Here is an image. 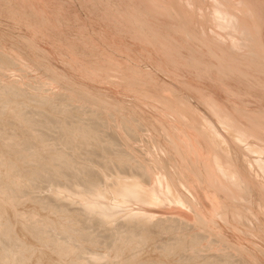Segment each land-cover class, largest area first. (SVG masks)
Wrapping results in <instances>:
<instances>
[{"label": "bare ground", "instance_id": "bare-ground-1", "mask_svg": "<svg viewBox=\"0 0 264 264\" xmlns=\"http://www.w3.org/2000/svg\"><path fill=\"white\" fill-rule=\"evenodd\" d=\"M42 1H47V0H17V4L15 5L17 7V9L19 10V12L21 11V13L22 12L29 13L32 16H34L36 14V16L39 17V19H37L38 21L33 26L34 33H37V34L39 33V35H40V32L42 31V29H44V28L46 30H49V31H55V30L58 29V26L56 24H54L53 20L50 17V14H48V12H47L48 15L46 14V16H44L45 15L44 13H43L44 15H41L39 13V10H40L39 6H40V3ZM128 1H129V3H128V5L126 3L127 7H125V8L122 7V6H120V8H119L118 7L119 5L115 3L116 6L117 5L118 6L115 8V10L114 9L113 10L116 11V14H117L116 19H117L118 22L120 21L121 17L124 18V13H123V12H125L124 9L129 12L130 16L138 15V13H139V16H141L140 12H143L144 15H146L147 18H148L149 25L152 26L153 28H155L157 33H158L159 29H161V30L164 29V31H163L164 33L168 30L167 33H169V34H170V31L171 32L173 31V33L171 35H173V37L177 38V41L179 42L180 46L182 45V47L183 46L187 47L188 48L187 49L188 53H190L191 56H194L193 57L194 59L196 58L197 61L200 62L199 66H198L199 69H202V67H203V68H207L209 71L211 70L210 72H213L214 77H216L217 81L215 80V78H214V81L212 80L213 76L212 77L210 76L212 79L206 80V79L210 78L209 75H212V73L211 74L209 73L208 75L204 74V75H206L205 77H204V75H202L203 78L206 81H208L207 84H205L206 82L202 84V82H204V81L201 80V77H200V80H198L199 76L196 77L197 74L195 75V73L198 71V67L197 66H195V68H197L196 70H195V68H193L194 71H196V72L192 71L193 69L190 72L188 69H186V67L183 68L181 65H179L178 62H177L178 60L173 56L175 59L174 58L171 59L172 62L171 61L170 62L172 64H170V62H169V64L171 65V69H172L171 72L173 74H175L177 72L176 75H181V76H182V74H184L187 77V80H185V78L183 80L187 81L186 82L187 85L192 90H194V92H198V93L201 94L202 90H204V87H206L207 90L206 89L205 90L209 91L210 94L219 95L221 92H223L222 94H224V95L226 94V97H225L226 99L220 98V99H222L224 101L227 100L228 98H230V100L231 99L235 100L233 102H236V103L238 102L241 105H245L246 103H249V104L250 103L251 104L254 103V104H252L253 106L255 104L257 106H259V109L257 107V109H258L257 111H260L261 109L264 110V0H237L236 2L240 3V4H237V5H235V3L232 2L231 0H214L212 2V4H211L209 12L205 15L204 19L203 18L202 19L199 18L198 17L199 14L196 13L198 11V8H202V10H204V7L202 6L201 0H191L193 3H196L198 5V8L197 7L196 8L193 7L195 9L193 11L190 10V7L189 8L186 7V5L184 3H183L184 5H183L180 2V0H167V3L166 2L165 3H161L160 0H157V2H155L154 0H128ZM163 1H165V0H163ZM21 3L24 4V7L22 6ZM103 3H105V2H103ZM111 3H112V1H111ZM107 4L108 3H106V5ZM101 6H103V5H101ZM205 6H206V3H205ZM105 7H103L102 9H104ZM141 7H142V10H141ZM108 8H107V10H108ZM110 9H112V8L110 7ZM114 11H113V13H115ZM238 11H240V12H238ZM24 13H22V14H24ZM109 13H111V12H109ZM104 15H106V14H104ZM107 16H108V18L112 17V16H109V15H107ZM111 20L113 21V23L115 22L112 18H111ZM118 22L116 24L115 23L114 24L115 25L120 24ZM211 23H214L216 27L218 26L219 28L228 31V33L231 34L232 37H231V39L229 38L230 40H229V42L227 44L223 43L219 39H216L214 36H212L209 33L208 28H209ZM30 28H32V27H30ZM161 30L159 32H161ZM215 34H217L218 36H220V35L223 36L218 31L215 32ZM166 36H167V34H166ZM163 37H165V36H163ZM176 38H174V39H176ZM134 39L140 41L144 45L148 44L147 46H152L148 42V40L144 41L145 39L141 35L140 36H135ZM169 40L171 41L173 39H169ZM179 44H178V46H179ZM140 47H142V46H140ZM144 47H146V46H144ZM40 50L42 51V53H44L43 55H45V58H43V59H48V60H50V62H52L51 58L49 57V54L47 55V51L44 50L43 48H40L39 51ZM147 52H150V51H147ZM101 53H102V51L100 52V54ZM198 53L199 54H203V57H200L198 55ZM11 54H12V52H11ZM16 54H12V55H16ZM76 57H77V55H76ZM78 57L81 60V57L80 56H78ZM205 57L208 60L212 59V62H206V61H208L207 59H206V61L205 60L202 61L201 59L202 58L205 59ZM208 57H210L211 59H209ZM48 60H45V61H48ZM13 61L14 60L13 59H9V57L7 55L5 56V54H3V52H0V62L3 63V65L1 64L3 67H6V65L8 66V64H11V66H12V64H13L14 69H12V70H15L16 66H14V65H16L15 64L16 60L14 62ZM30 62H34V61H30ZM46 63H48V62H46ZM46 63H45V65H46ZM104 63L105 64H113V61L110 58L108 60H104ZM114 63H116V62H114ZM4 64H6V65H4ZM69 64H71V63H69ZM195 64H196V62L194 63V65ZM50 65H51V63H50ZM11 66L9 65L7 67V69L10 68ZM35 66H37V65H35ZM51 67H53V65ZM51 67H49V68L51 69ZM0 68H1V66H0ZM16 69H17V67H16ZM37 69H38V66H37ZM114 69H116V68H114ZM117 69H119V68H117ZM167 69H170V68H167ZM51 70H54V69H51ZM89 70L90 69H88V71ZM170 70H168V71H170ZM20 71H21V69H20ZM83 71H84V69H83ZM110 71L111 70H109V72ZM199 71H201V70H199ZM17 72H19V68H18ZM24 72H26V70ZM52 72L55 73V71H52ZM2 74H3V71H2ZM60 75H61V73H60ZM24 76L25 75H23L22 77H24ZM125 76H128V75H125ZM169 77L171 78L172 76H169ZM3 78H7V76L3 77ZM16 78H17V76H16ZM24 78H26V77H24ZM36 78H38V77H36ZM54 78H55V76H54ZM65 78L67 79V81L69 80L68 81L69 83L73 84L74 89L76 91H80L79 89H81L83 87L82 86L83 83L75 82V81H73L72 78H69L67 76H65ZM81 78H80V81H82ZM17 79H19V78H17ZM62 79H64V78H62ZM6 80H4V82ZM76 80H78V79H76ZM16 81L17 80H15L14 82H16ZM209 81H211L212 83L210 84ZM31 82H32V80H31ZM7 83H9V84L5 85V83H4V85H2L3 87L0 88V91H1V93H0V135H1L0 143H2V144L5 143L4 145H7V144L10 143L8 146H4V145L0 144L1 145L0 147H3V149H4V150H2L3 154L2 155L0 154L1 155L0 156L1 157L0 158V166L2 167L1 168L2 171L0 172V177H2L3 180L6 179L5 182H9V183H5V185H2V184L0 185V222H4L3 224H6L5 227L1 226L2 223L0 224V264H79L80 261L78 262L79 259H77V258H80V257L76 258L75 257L76 255L74 256V254H73L72 257H69V256H71V252H73L72 251L73 249L71 248V246L69 244L72 241L73 242L81 241V247L78 246L80 243L79 244L77 243L78 245L76 244L78 247L82 248L81 251H83V252H80V253H84V251L88 249L89 250L88 252H90V255L88 254V257L89 256L92 257V255H93L94 259L93 260L91 258H89V259H91L94 264L96 262L95 259L99 260L101 262L100 257H101V255L103 256V254L105 252H103V253H102V251L98 252L99 249H97V251H96L95 248H96L97 244H101L102 242L104 243V241L101 242V240L99 238L101 236V235L99 236V233H102V232H101V230H100V232L97 231V235H98V238H97L95 236L94 237L91 236L92 233L89 234L87 232V231H89V229L88 230L86 229L87 231H85V229L81 228L83 225L80 227V222L84 220V224H85V222H86L85 220L86 219L92 220L94 222H97V223L103 224V225L105 223H107V222H110L111 223L110 225H113L112 223L115 222L114 223L115 226H114L113 229L114 230L118 229V235L119 236L118 235L116 236L113 233H111L112 229H111V231L109 230L110 228L108 229L110 231L111 236L114 235V237L115 236L118 237L117 240H113L111 242V245H110L111 248H108V249H110V250L113 249V255L114 256L117 255L116 259L118 258V255H119V257H120V255H122V257L124 259H122V260L120 259L121 262L123 260H125V261H128V262L131 263L134 260H136V261H134V263H135V262H138L140 258H142V256H140V253L144 254L143 253L144 251H150V253H151V251H153V250H156V251L158 250L161 253V257H160L159 253H158L159 257H149L148 256L149 257V258L147 257L148 259L144 260V262H142L143 260H141L140 261L141 263L139 262V264H255L254 263L255 261H253L254 259L252 261H250L249 259L247 260L246 258H244V256H243L244 253L240 252V247H243V246L238 244V243L237 244L236 243L233 244L231 241H227L228 237L226 239L223 238V239H225L226 242H228V243H225L224 245L225 246H226V244H228L227 246H229V244L232 245V246H230V248L233 247V249L238 253V255H237L238 257L237 258L234 259L232 256L225 255L224 253H223L224 255H222L223 257H217V256L214 257V258L210 257V255L212 253V249H214L213 247H211L212 249H210L211 253H210V250H209V252L207 251L208 253H210V255L208 254L209 257L208 256H204V255L202 256V253H204V251L203 252L201 251V253H199V251L202 249V247H203V249L205 248L204 250H206V248L209 247V246H207V244H206L207 247H204L205 245L202 246L204 244V242H203L204 239H207V234H205L206 233L205 231H204L205 233H203V232H198L197 234L194 233L195 235H192V236L191 235L187 236V234L183 232V234H186V235H183L182 233H180V236L178 238H176V236H177L176 231H178L179 229L181 230V228H178L181 225L179 224V226H176L175 224L174 225H167L166 224L169 219H173L171 221L172 222L174 221V223H175V221L181 223V221L184 220V223H181L182 225L183 224L187 225L188 222L194 221L193 224H192V222L190 224L191 226L192 225L194 226L195 221H196L197 223L200 224L202 229H206L207 231H209V230H213V228L210 225V222L214 221L213 217H216V216H218V217L220 216L222 218V220H225L227 223L230 222L229 224H231V223H232V225L235 224V225H233V227L234 226L236 227V223H238V222L240 223V221H242L241 218L243 217V215L241 217L239 216L241 214L238 215L240 210L236 211V213L238 212L237 214L235 213V210L238 208V207L236 208L235 206H239L240 204L237 205V203L240 200H242L240 197L246 196V195H242L241 193H239L240 191L243 192V189L241 187H240L241 188L240 189L238 187V185H237V187L236 186H234V187L232 186L234 189L232 188L231 191L233 190V191L237 192L238 194L242 195V196H238V198L240 200L237 199L235 201V200L231 199L232 196H229V195L233 194L232 193L233 191L231 192V194H229V195L227 194L226 196L222 194V193L225 194V191H226V189H228L227 187L229 186L228 184L231 182L230 181L231 179L229 180L230 182L228 184H225V182H224L225 181L224 180V177H225L224 173L222 171L220 172V171L216 170L217 169L216 162L213 160V157L211 158V156L213 154L215 155V152H213V148H214L215 145H213L210 148L211 144H207V142L204 139V136L202 135L204 131L202 132V134L200 133L202 135V137H203L202 138L200 136V134L198 133V131L200 132L202 130H198L196 128H193V126L192 127L186 126L187 124H185L184 128H185V130L187 132L186 135L188 137V143H186L185 145H180V146L179 145H175V146L174 145H169V146L166 145L168 147V148H166L167 151L165 152V154L167 156L166 159H161L160 160L161 156H160V154H158L159 155V157H158L159 160H156V158H157V156H156L155 161H154L155 164H154V162L152 164H149V163H147L144 160L145 157H142L141 154H139L140 151H142L140 146L137 147V148H140V151L139 152L135 151L136 149L135 150L133 149V147H132L133 145H131L132 143H129L128 141H130V138L132 140L133 136L136 135V132L139 130V129H136V128H139L141 126V124L145 125V122L147 120H151L153 122V124H151L149 126V128H151V130L150 129L149 130L150 131H152V130L155 131L156 127H158V126H155V123L157 121V120L155 121V119H158L159 117L164 116L166 114V112L158 114V116L155 117V116H153L151 114L150 115H146V113L143 112L142 108L140 110L141 113H139V114H136L135 112H133L131 110H128L126 112V113H128L126 115V118L124 117L125 120H123L121 118L122 121H120V122L118 121L119 124L121 122L124 123V124H120V125H124V129L126 127H128V126H131V125L133 126V127L132 126L128 127V128H130V129H128V131L131 130V133L128 132V136H129L128 138L126 137V138H123V140H122L123 136L121 137V136L118 135L119 138L121 137L120 140H122V142L124 141V143H125V145L122 147L123 148L122 149L118 145L119 144L118 143V141H119L118 138L116 136H114L116 134V132H115V134H112V132H109L112 135H111V137L109 136L110 134L108 135V140L107 139L104 140L105 137L102 140V137L104 136L103 134L106 133V136H107L108 132H106V131L104 132L103 131L104 133H102V135H103L102 137H101V134H99L100 133L99 132L100 131L99 130L100 122H101V128H103L105 126L104 124L106 123V121H108L107 117L100 118V119L97 117L98 121L96 120L95 123H93V124H90L91 122L90 123L88 122L89 125H87L88 123L86 124V122H85L87 127L86 126L85 127L81 126V124H84L83 122L80 125L69 127V125L67 123L69 119L68 120L64 119V117H65L64 110L65 109H63V107L62 108H57L55 106V103H53V102L52 103L50 102V104H49V100L45 101V99H47L46 97H45L44 100H39L38 99L39 101H41V103L40 102L37 103L38 106H36L37 104H33V105L36 106V107H41L43 109L37 108L38 110L36 109L37 110L36 111V110H34L36 107H32L33 109L32 108L31 109L33 110V113L37 112L38 114H40L41 117H42V115H45L46 116L45 118H47L49 120V123H51V125L52 124L54 125L52 127L56 126L57 128H59V129H57L55 127L56 130H58V131L61 129L60 132H59L60 134L64 130V134L62 133L63 136L61 134V135H58L57 137H59V136L61 137L62 136L61 138H63L64 145L66 144L67 148H68V146L70 147L71 143L74 144V141L80 136L79 138L82 139L81 140V144H83L82 146H83L84 149L89 147V146H91V144H92L93 146L95 145L92 148H94V150L98 151L100 149H96L97 148L96 145H98V148H99V145H101L100 146V147H102L101 150L102 149L104 150V151L100 150L101 153L102 152L106 153V155L104 154L105 155L104 158L105 157L112 158V160H109V159H107V160H109L111 162L113 161V163H114L113 165L115 166V169H116V173H115L116 174V177H115L116 181L112 182V184L110 186L112 188V190H111L112 193L115 195V197H113L114 198L113 201L115 200L116 203H114V202L113 203H109L110 201L108 199L107 200L109 202H107V201L104 202L103 198H104V196L107 197V195H104L106 193V191H104L103 187H105L107 189H108V187L105 186L106 185L105 184L106 180L104 181V176L102 177V175H101L102 174L101 172L103 170L100 171L101 169H99V170L96 171L94 166L91 167L87 163H82V162H84L83 159H85V158H83V159L81 158L82 162L80 160L79 161L77 160V161L73 162V161H71L72 157H70L72 155H69L67 152L66 153L63 152L66 149H64V150L62 149L63 151L55 152V150H54L55 148H53L54 151L52 150L54 153H50V151H49L50 155L46 156V154H47V152H48V150L50 148V144H46V145H49V147L47 146L48 147L47 152L43 153L45 155V157L43 156L44 160L43 161L40 160L41 161L40 163H36L37 161H36L35 157H36V154H37V158H39L40 156L38 157V155H41V154H38V153L34 154L33 151H32L33 152L32 155L34 157L31 156L30 154H25L26 155V156L24 155L25 158H23L24 156H22V154H21L22 152L19 151V152H21L19 154L21 155V157L23 159L22 158L17 159V158H15L16 156L14 157V156H11L9 154L10 152H9V148L8 147L10 145H12L11 142H10V139H11L10 136L12 134H14V133L10 134L11 131H8L10 129H8L7 127H11V125H12L14 130H15V127H16V129H19L20 128V124H21V123H17L18 120H15V119H18L20 117V121L23 120L25 122V125L23 124L24 122L22 123L23 126H27L28 128L30 126V128L32 127L34 130H36V128H37V131H38V132H36L37 134H35L34 131H32V132H34L35 136L36 135L39 136L38 138H40V140H37V141H39V143H36V144H38L40 146L37 145L36 147H40V148H37V149H42V152H43V150L45 148L44 144L46 143V142H43V141H45V139H47V138L44 139V134H48L49 131H50V128H52V127H50L51 125L46 124V123H43V124L39 123L33 117H29L27 115L24 116V118L21 119V114L23 113L25 115V112H26L25 110H24L25 112H23L22 109L24 107L29 106L30 104L36 103L38 101H36L37 100L36 98H35L36 100L32 99L34 97H30L29 98V96H27L26 94L25 95L22 94V91H24L26 88L24 87V90L21 88L22 91H20L21 89L16 88V84L18 83V81H17L16 84L14 83L15 86L12 83H10V82H7ZM27 83L29 84V82H27ZM44 83H46V82H44ZM53 83H55V82H53ZM121 83L119 82V85L117 84L116 86L121 87L122 86ZM163 83H164L165 87L163 86V90L161 92H162L163 97H167V96L170 95L169 93H172V92L168 91L169 89L172 88V85H170L169 83H165V82H163ZM222 83H224V85ZM32 84H30L31 87H33ZM41 84H42V82H41ZM50 84H52V83L50 82ZM56 85H57V83H56ZM168 85L170 86V88H169ZM175 85H176V87L178 86L177 84L174 83V87H175ZM187 85H186V87H187ZM73 86L71 87L72 89H73ZM138 86L141 88L140 85H138ZM183 86H185V85H183ZM225 86L229 87V89L228 88L226 89ZM0 87H1V84H0ZM17 87H19V86H17ZM27 87H30V86L28 85ZM178 88H179V86H178ZM43 89H45V88L43 87ZM43 89H41V90H43ZM72 89H70V90H72ZM143 89H145V88H142V90ZM35 90H36V88H35ZM66 90H69V89H66ZM75 90H73V91H75ZM81 90H83V89H81ZM145 90L147 91V89H145ZM192 90H191V92H192ZM216 91H220V93L216 92ZM27 92H29V90ZM36 92H38V91L36 90ZM54 92H52V93L54 94ZM84 92H86V91H84ZM235 92H236V94L238 93V95H236ZM30 93L32 94V92H30ZM42 93L40 95L43 96ZM79 93L81 94L82 92H79ZM107 93H108V91H107ZM33 94H35V93H33ZM38 94H39V92H38ZM45 94H47V93H45ZM172 94H171L170 97H172ZM200 94H197V95L200 96ZM61 95L62 94H60V96ZM70 95H72L75 100H77V98H78V100L80 99V97L77 94L72 93V91L70 92ZM216 95H214V96H216ZM224 95L223 96L221 95V96L224 97ZM42 96L41 97L39 96L40 99L42 98ZM65 96H68V95H64V97ZM61 97H63V96H61ZM37 98H38V96H37ZM53 99H55V98H52V100ZM64 99H62V100H64ZM116 99L115 100L111 99V102L113 101V103L117 104V105L114 104L115 106L119 105V108L122 107L121 108V110H122L124 108L122 106L123 101L118 100L119 98H116ZM138 99H137V102H138ZM167 99L170 100L169 97ZM216 99L220 100L218 98H216ZM34 101H36V102H34ZM139 101H140V99H139ZM221 101H219V102H221ZM224 101H222V104L224 103ZM55 102H56V99H55ZM105 102H107V101H105ZM227 102H231V101L228 100L224 104H226ZM139 103H141V102H139ZM213 103H215V102L213 101ZM213 103H212V105H213ZM231 104H233V103H231ZM237 104L234 103V106L228 104V106L230 105V108H227L228 112H229V110H231V112H233V113H234V111H236L237 113L239 112L238 115H240V112H242L243 113L242 116H243L244 120L246 118H248V117L251 118L250 115L248 117L246 116L248 114L247 113L248 111L245 108L246 105L242 106V108H241V107H238L239 105L235 106ZM249 104L247 106H249ZM251 104H250V106H251ZM256 105H255V107H256ZM218 106H219V104H218ZM75 107H77V106H75ZM110 107H114V106L113 105L111 106V104H110ZM141 107H142V105H141ZM144 107H143V109H146V107L145 108ZM78 108H79V106H78ZM29 109H27V110H29ZM69 109L72 110V107H70ZM75 109H76V112H77V108H74L73 110H75ZM124 110H125V108H124ZM78 111H79V109H78ZM146 112H147V110H146ZM236 112L234 113V115H232V114H231L232 116L230 115L231 116L230 119H233L232 117H234V116L239 117L238 115H235ZM260 112L259 113H256V112L255 113H249V114H252L253 117L256 115V117H257L258 116L257 114H259V115L263 114V112L262 113H260ZM113 113L108 112V114L106 116L110 115L109 117L111 118V116L114 115ZM149 113L150 112H147V114H149ZM66 114H68V113H66ZM3 115L6 116V117H4ZM35 115H37V114L35 113ZM74 115L75 114H73V116ZM100 115L101 116H99V117H102L101 113H100ZM40 116L38 115L36 117L38 118ZM262 116H263V120H264V115H261V117L258 116L259 119H257V121H259V120L261 121L262 120L261 119ZM76 117H78L79 120L78 119L76 120L75 117H72V118H74L76 122H79L81 116L79 114H77ZM114 117H113V119H115ZM67 118H69V117H67ZM72 118H71V120H72ZM243 118L241 117V119H243ZM255 118L254 119L251 118L252 120H254V122L253 121H249L250 122L249 124L246 122V120H247L246 119L245 120V122H246V124H245L246 126L245 127L248 128L247 124L248 125L251 124L253 126H255L257 124V126H259L260 128H262V130H264V121L262 120L263 122L259 121L258 123H256L257 121H255ZM42 119H43V117H42ZM47 119H46V121H48ZM83 119L84 118H82L81 120L83 121ZM71 120H69V122H72ZM90 120H88V121H90ZM92 120H95V119L93 118ZM234 120H235V117H234ZM244 120L242 122L243 124H244ZM112 121L113 120H111V122ZM210 121L214 122L213 119L212 120L210 119ZM237 121L240 122L239 120H237ZM92 122H94V121H92ZM251 122L255 123V125L252 124ZM102 123H103V125H102ZM107 123H106V125H109ZM214 123H216V122H214ZM115 124L116 123H115V120H114L113 121V125H115ZM134 124L136 125V127H135ZM178 124H179V126H182V127L184 125L182 123L180 124L179 121H178ZM8 125H10V126H8ZM17 125L19 126V128H17ZM120 125L115 126V127H119ZM192 125H194V124L192 123ZM251 125L249 126L250 131L252 130V132L253 131L257 132V129L259 127L256 129L257 126H255V127H253L254 128L253 129ZM38 126H41V127L38 128ZM110 126L112 127V125H110ZM137 126H139V127H137ZM214 126L218 130L219 126H217V124H214ZM27 127L25 129H27ZM107 128H109V127H107ZM107 128L105 127L104 130H106ZM119 128H118V130H119ZM22 129L23 128H22V125H21V129L20 130H22ZM29 129L27 131H29ZM33 129H30V132H27V136L28 137L30 135L28 133H31V130H33ZM199 129H201V128H199ZM205 129L207 130V128H205ZM11 130H13V129H11ZM262 130L260 129L258 131V133H259V134L257 133L258 136L260 135ZM22 131L26 132V130H24V129ZM79 131H80V133H79ZM115 131H117V130H115ZM120 131H119L118 134H121ZM219 131L222 132V130L220 128H219ZM51 133L53 134V132H51ZM123 133L121 135H124ZM126 134H127V132H125V135ZM138 134L139 133H137V135ZM222 134L226 135L224 133H222ZM222 134H221V136H222ZM243 134L246 135L244 132H243ZM8 135H10L9 136V140L7 138ZM34 135H32V136H34ZM125 135H124V137H125ZM254 135H256V134H254ZM262 135L264 136V134H261V136ZM12 136H14V135H12ZM32 136H31V139L35 138V136L33 138H32ZM55 136L53 134L54 138H55ZM144 136H146V135H144ZM162 136L157 131H155L154 142H152V143H154V144L156 143L157 146H160L163 142L165 143L164 137H162ZM45 137H47V135ZM223 137L224 136H222V138ZM5 138H7V140H6L7 142L4 140ZM25 138H27V137H25ZM29 138H28V140H29ZM61 138L60 139L58 138L59 139L58 142H60V143L62 141ZM136 138H137V136H136ZM147 138H150V137L147 136ZM205 138H206V140L208 139L207 137H205ZM31 139L29 141L27 139H25V140L21 141V143L23 145L24 144L26 145L28 143L27 145L30 144L29 147H33V144H35V140L36 139L35 140L33 139L34 143H32ZM51 139H52V137H51ZM138 139H139V137H138ZM152 139H153V137H151V140ZM229 139L230 138H228V141H227V138H226V141H227V142H225L226 145H221V150L223 152H225L226 154H229V152L231 153V155H232L231 158L233 157L232 159H234V160H232V159H229V160H231V162L233 161L234 164L237 166L238 169H236V170L237 171L239 170V172H240L239 174L240 175L242 174V176L244 175L246 177V179H244V180H246L245 181L246 188L250 187L252 190H254L252 192V194H254L255 196H258L259 199H261V201L264 202V195H263L264 192H262V190H261V189H263L262 187H263V184H264V180L263 179L260 180L261 178L258 180L255 177L254 174H250L251 173L250 170L252 168L250 167V170H249V168H248L249 165H247V162L244 161V159L240 158L242 155H240L239 153L240 152H242V153L246 152V150L244 148L245 146L241 145L242 143L240 141L236 140V139H232V140L231 139L229 140ZM145 140H146V138H145ZM224 140H225V138H224ZM40 141H42V142H40ZM56 141H54V142L58 143ZM105 141L110 142V145H107L105 143ZM141 141H142V139H141ZM141 141H140V143H141ZM133 142H134V139H133ZM248 142L250 143L249 140H248ZM252 142L253 141H251V143ZM50 143L52 144L51 141H50ZM18 144H19V142L17 141V142L14 143V146L16 147ZM41 145H43L44 147L42 146V148H41ZM54 145H57V144H54ZM19 146H21V144ZM60 146H59V148L61 149ZM65 146H63V144H62V148L65 147ZM115 146H117V147L114 149L113 147H115ZM136 146H138V144ZM142 146H145V145H142ZM4 147H7V149L4 148ZM36 147H34L35 150H36ZM51 147H53V144H52ZM178 147H180V150H179V152H177V154H178L177 155L175 153V151H177V149H179ZM258 147H259V145H258ZM59 148L57 150H59ZM148 148H150V147H148ZM148 148H147L146 151H149ZM252 148H254V147H252ZM5 149L7 151H5ZM16 149H18V146L16 147ZM144 149H146V146H145ZM235 149H237V150H235ZM11 150H13V147H12ZM14 151H15V149H14ZM14 151H11V152L13 153ZM37 151L41 152V150H37ZM37 151H35V152H37ZM69 151L72 152V150H69ZM110 151H112V152L109 154ZM214 151H215V149H214ZM0 152H1V150H0ZM15 152L17 154V151H15ZM174 153H175V156L173 155ZM218 153H220V152H218ZM218 153H216V154L218 155ZM247 153H248L247 155H249V153H251V151H249ZM142 154H144V153L142 152ZM102 155L103 154H101V156ZM153 156H155V155L153 154ZM153 156H152V159H153ZM221 156L222 155H220V157L218 156V158H221ZM102 157H101V159H102ZM252 157L255 158V156H252ZM262 157L264 158V156H262ZM32 158H35V161H36V162H34L35 165H36L35 167L33 166L34 164L31 165L33 163V160H34L33 159L31 161ZM78 158L80 159V157H78ZM162 158H164V156ZM216 158H217V156H216ZM263 158H261V159H263ZM73 159H74V157H73ZM92 159H91V161L95 160V158H94V160H92ZM257 159H255V160H257ZM95 161L93 163H95ZM151 161H150V163H151ZM88 162H90V161H88ZM99 162H100V160H99ZM161 162L164 163V164H167V165L169 164V166L166 167V165L165 166L162 165L163 166L162 167L160 165ZM251 163H252V161H251ZM97 164L99 165L101 163H97ZM157 164L160 165L159 166L160 168H164V170H165V171L163 170L164 172L161 171L162 172L161 173L160 169H159V171L157 169L158 174H159V182H161L163 184V189L162 190H160L158 185L155 184L156 183V177H155L154 174L151 173V171L153 170L151 168L154 165H157ZM93 165H95V164H93ZM235 165H233V167ZM253 165H255V164H253ZM31 166H33V168H31ZM257 166H258V163H257ZM95 167L97 169L96 165H95ZM101 167H103V169L105 168V170H106V169H110L111 165H110V163H107V161H106L103 164V166H101ZM223 167H220V168L224 169ZM228 167H230V166H228ZM98 168H100V167H98ZM157 168H158V166H157ZM65 169H67L68 171H66ZM226 169H227V167H226ZM105 170L103 172L106 174ZM111 170L112 169H110V171ZM193 170H196V174L198 173V174H200V176H197L198 175L197 174L196 175L197 177H196L195 176V172H194V176H192L193 174H191V172L193 173ZM112 174L113 173H111V175ZM46 176L49 177V181L45 180L47 182H50V181L52 182L53 180H57L56 186H58V187H55L57 189L54 188V190H55V193H58V195L60 194V192H59L60 190L61 191L66 190L69 194H72V195L73 194H79V195H81L83 197V199H85V201H84L85 203L82 202V200H81L82 197L80 199L81 203H84L83 206H81L82 208L80 207V210H83L82 212H84L83 214H85L87 216V218L84 219L83 218L84 216L81 213V211H79L77 209H75V210L79 211V212H74L75 210H72V212L69 211L67 213V206H68L67 203L65 201H59V200H58L59 201L58 202L54 197L51 198L52 196L49 197L50 199H47L48 200V202H47L46 199H44L45 200L44 201L41 197H39L40 196L39 195L38 197L41 198L43 201L41 200V202H40L39 201L40 199L38 198L39 200L37 199L38 200L37 202H39V203H37L35 201L36 199L34 198V201L36 202L35 206L30 208L29 210H26V209H24L25 208L24 207L25 203H24L23 204L24 208L23 209L20 208V206L22 207V203H21V200L19 198L20 197L19 194L21 192L18 189H16L17 187L14 188L16 186V184L19 183V182L21 183V182H26V181L28 183L30 181L31 184H37L35 182L41 180L42 178L45 179ZM108 176H107V179H108ZM244 176H243V178H244ZM259 177H263L264 178V171ZM7 179H8V181H7ZM74 179H77V180L80 181V182L78 181V183H79L78 188L75 187V185H74V182H73ZM2 182L4 183V181H2ZM27 182H26V184H27ZM234 183H236V182H234ZM22 184L25 185V183H22ZM49 184L51 185L52 183H49ZM225 185L226 186L228 185V186L225 187ZM40 186H41V184H40ZM29 187H31V186H29ZM160 187H162V186H160ZM26 188L27 187H25V189ZM44 188H45V186H44ZM59 188H61V189L58 191ZM27 189H29V188H27ZM47 189H49V188H47ZM247 189H249V188H247ZM40 190H42V189H40ZM166 190L169 193H172L173 196H172V194H171L172 197L169 196L168 192ZM250 190H248V191H250ZM49 191H51V190H49ZM186 191L189 192L190 196H189V194H187ZM228 191L230 192V188L227 190V192ZM248 191H247V193H248ZM44 192H45V189H44ZM63 192L66 193L65 191H63ZM22 193H25V192H22ZM51 193H52V191H51ZM59 196H62V195L60 194ZM64 196L66 197L65 194H64ZM249 196H251V194H249ZM173 197L180 204L181 203L184 204L185 207H187V209L189 208L190 211H187L185 209V207L183 209L182 206L175 205L176 202H173L174 201L172 199ZM252 197H253V195H252ZM31 198H33V197H31ZM78 198H80V197H78ZM66 199H68V198H66ZM234 199H236V196H235ZM259 199H258V201H259ZM29 200H30V198H29ZM29 200L26 199L25 200L26 203L28 201V204H30V203L33 204V205L35 204L34 201H33L34 203H32L31 200H30V202H29ZM80 200H77V202H79ZM250 200H251V198L249 199V201ZM255 200H257V198ZM74 201H72V203ZM137 201L142 204L141 206H140V204H138V206H140L139 208H136L137 203H136V205H133V206L126 203V202H128V203L129 202L130 203L134 202L133 204H135V202H137ZM167 201L173 202L172 204H174V205H172L171 207L166 206ZM77 202H76V205L80 204V203H77ZM121 202H124L125 204L130 205L131 209H133L132 207H134L137 210H134V209L133 210H127L125 212V214H124V212H122L120 209L124 210V208H127L129 206L126 207V206H124L125 204H122ZM158 202H161V205H163V206L165 204V206L162 207V208L155 207V206H158V205L152 206L153 203H158ZM262 202H261V204H262ZM119 203L121 204L120 206L123 205L124 208H122L123 206L120 207L118 205ZM239 203H241V202H239ZM241 205H243V203H241ZM257 205H259V204H257ZM118 206L120 208L119 212L117 211ZM247 206H248V204H247ZM71 207H72V204H71ZM260 207H261V205H260ZM68 208L70 209V207H68ZM256 208H258V207H256ZM256 208H253V207L251 208L250 207L249 210H248V214L250 212H255L254 210H258ZM243 212H246V211H242V214H243ZM256 213H258V212H256ZM76 214H81L83 217H79ZM122 214H123V218H120L118 215L121 216ZM248 214L246 215L247 217H249ZM260 214L264 215V213L263 214L260 213ZM260 214H257V215H260ZM35 215H39L40 219H33L34 217H36ZM124 217H126V218H124ZM244 217H245V214H244ZM248 219L249 218H246L245 220L248 221ZM250 219H253V217L250 216ZM30 220L32 221V223L30 222ZM245 220L243 221V223H247ZM92 221H90V222H92ZM126 221L128 222L127 224H125ZM153 222H156V223L153 224ZM253 223H256V225H258V226L254 227V228L252 227L250 230L254 231V233L257 231L258 233L259 232H263L262 234H264V217L262 216V219L258 218ZM253 223H251V224L253 225ZM87 224H91V223H87ZM240 224H242V222ZM110 225H107V226H110ZM190 225H189V228H191ZM93 226H94V224L92 225V227ZM98 226H101V225H98ZM107 226H106V228H107ZM146 226H148V227L151 226V227L147 228ZM183 226H181V227H183ZM196 226H194V227H196ZM152 227H155V228H152ZM186 227H188V225L185 226V229L182 228V230L183 231L187 230ZM101 228H99V229H101ZM189 228H188V231H189ZM200 228L197 226V229H200ZM238 228H239V226H238ZM241 228H243V227H241ZM162 230H164V232L167 231V233L168 232H170V233H174L175 232L176 236L174 234L173 235H174V237L176 239L173 237L174 240L169 239L170 242H167V241L163 242L164 240L163 241L161 240L163 243H160V241L157 242L158 241L157 240L158 239L157 235L159 237V235H161V233L163 232ZM238 230H240V229H238ZM93 231H96L95 230V226H94V230ZM160 231H162V232H160ZM214 232H215V229H214ZM242 232H243V230H242ZM244 232H246V230ZM94 233L95 232H93V234ZM158 233H160V234H158ZM187 233H189V232H187ZM57 234H59V236L61 235L63 240H61V238L58 239L57 238L58 236L55 237ZM104 234L107 235L108 233H104ZM104 234H102V236H104ZM208 234L212 235V233H208ZM259 236L260 235H258V237ZM167 237L168 236H166V238ZM210 237H213V235L210 236ZM102 238H104V237H102ZM124 238H126V242L127 243L126 244H121L120 243V246L118 244L119 247H117V245H116L117 241L121 239L122 242L124 243L125 242ZM171 238H172V235H171ZM262 238H263V236H262ZM262 238H261V240H262ZM109 239H108V242L110 243ZM210 240H212V238ZM85 241H87V242H85ZM214 241L215 240H213V242ZM219 241L220 240H218V242ZM225 241H223V243ZM84 242L86 243L85 245H87V243L90 242L89 243L90 245L84 247V244H83ZM106 243H104V244H106ZM155 243H159V244H155ZM261 243H262V241H261ZM72 244H75V243H72ZM104 244H102L101 246H103ZM200 245L202 246L201 248H199ZM74 247H75V245H74ZM78 247H75V248H78ZM217 247H218V245H217ZM220 247H222V246H220ZM106 248H104V250ZM136 248L138 249V251H136V253L134 255L131 254L133 252L130 253V251H132V249H133V251L137 250ZM187 248H189V249H187ZM76 250H74V251H76ZM101 250H103V248ZM171 250H173L174 252H171ZM220 250H222V249H220ZM105 251H107V250H105ZM156 251L152 252V253L156 254ZM184 251L185 252L188 251L187 252L188 254L184 253ZM229 252H230V250H229ZM91 253H93V254L91 255ZM221 253H219V255H221ZM226 253H228V250H227ZM75 254H78V253L75 252ZM84 254H86V253H84ZM108 254H109V257H110V253L109 252H108ZM108 254L106 253V255H104V256H108ZM170 254L173 255V256L176 255L177 257L175 256L176 258L172 257V259H169L168 257H169ZM213 254H217L216 249H215V253H213ZM233 254H235V253H233ZM79 255L81 256V259H83V260L86 257L85 255H84L85 257H82L83 254L82 255L79 254ZM67 256H68V258H67ZM145 256H147V254ZM213 256H215V255H213ZM138 257H140V258H138ZM101 258H103V257H101ZM105 258L106 257H104V260H105ZM91 260H89V261L92 263ZM104 260L102 259V261H104ZM125 261H123V262H125ZM106 262H108V260ZM123 262H122V264H124ZM120 263H118V264H120ZM125 263L127 264V262H125ZM130 263H128V264H130Z\"/></svg>", "mask_w": 264, "mask_h": 264}, {"label": "rangeland", "instance_id": "rangeland-1", "mask_svg": "<svg viewBox=\"0 0 264 264\" xmlns=\"http://www.w3.org/2000/svg\"><path fill=\"white\" fill-rule=\"evenodd\" d=\"M61 1V2H60ZM107 1V2H106ZM111 1H112V3H111ZM128 0H47V1H42L41 3H40V6H39V13L41 14V15H44V16H46V14H47V12H48V14H50V17H51V19L53 20V22H54V24H56L57 26H58V29L57 30H55V31H49V30H46L45 28L44 29H42V31L40 32V35H39V33L37 34V33H34V29H33V26L35 25V23L38 21L37 19H39V17H37L36 16V14L34 15V16H32V15H30L29 13H24V12H22V13H24V14H22L21 13V11L19 12V10L17 9V7L15 6L16 4H17V0H0V52H3V54H5V56L7 55L8 57H9V59H13L14 61H15V64L16 65H14V66H16L17 67V69H16V67H15V70H12V69H14V67H13V64H12V66H11V64H8V66L10 65L11 67L10 68H8L7 69V65L6 64H4V65H6V67H3L2 65H3V63H1L0 62V66H1V68H0V84H1V87L0 88H2L3 86L2 85H4V83H5V85L6 84H9V83H7V82H10V83H12L14 86H15V84L17 83V81H18V83L16 84V88H18V89H23L24 90V87L26 88L24 91H22V89L20 90V91H22V94H26L27 96H29V98L30 97H34V98H32V99H34V100H36V101H38V102H36V101H34V102H36V103H32V104H30L29 106H26V107H24L23 109H22V111L23 112H25V115L23 114H21V119L22 118H24V116H29V117H33L36 121H38L39 123H46V124H49V125H51V123H49V120L47 119V118H45L46 116L45 115H42V117H43V119H42V117L40 116V114H38L37 112H34L33 113V108L32 107H36V106H38V104L37 103H41V101H39V100H44L45 99V97L47 98V99H45V101L46 100H49V104H50V102L52 103H55V106L57 107V108H62L63 107V109H65L64 110V112H65V117H64V119H69V120H71V118L72 117H75L76 118V120L78 119V117H76V115L77 114H79L80 116H81V118H80V121L79 122H76L75 121V119L74 118H72V122H69V120H68V125H69V127H72V126H76V125H80L82 122L85 124V122H86V124L89 122H91L90 124H93V123H95V121L99 118H104V117H107V119H108V121H106V123L107 124H109V125H106V123L104 124L105 126L103 127V128H101V122H100V125H99V134H101V137H102V140L104 139V137H105V139L104 140H108V135L111 137V135L112 134H115V132H116V134L114 135V136H116L117 138H118V145H119V147L120 148H122L124 145H125V143H124V141L122 142V140H123V138H128L129 136H128V132H130L131 133V130L130 131H128V129H130V128H128V127H131V126H128V127H126L125 129L127 130H125L124 129V125H120V124H124V123H118V121L120 122V121H122V119L123 120H125V118H126V115L128 114V113H126L128 110H131V111H133V112H135L136 114H139V113H141L140 112V110H141V108H142V110H143V112L144 113H146V115H153V116H155V117H157L158 116V114H161V113H164V112H166V114L164 115V116H162V117H159L158 119H155V121H156V123H155V126H158V127H156V129H155V131H157L159 134H161V136L162 137H164V141H165V143L163 142L160 146H157V144L155 145L154 143H152V142H154V137H155V131H150L151 130V128H149V126L151 125V124H153V122L151 121V120H147L146 122H145V125H142L141 124V126L139 127V126H137V127H139V128H136V129H139L137 132H136V135H134L133 136V138H132V140H131V138H130V141H128L129 143H132L131 145H133L132 147H133V149L135 150V151H140V148H141V150L142 151H140V153L139 154H141V156L142 157H145L144 158V160L147 162V163H149V164H152L154 161H155V158H156V156H157V158H156V160H159V155L158 154H160V160L161 159H166V154H165V152L167 151L166 150V148H168L166 145H185L186 143H188V137H187V135H186V130H185V128H184V126H185V124H187L186 126H190V127H192L193 126V128H196V129H198V130H202V131H198V133L200 134H202V132H203V136H204V139H205V141L207 142V144H211V146H210V148L213 146V145H215L214 146V148H213V152H215V155L213 154H211L210 156H211V158L213 157V160L216 162V167H217V169L216 170H218V171H222L223 173H224V175H225V177H224V182H225V184H228L230 181V183L226 186L225 185V187H227L228 189L230 188V192L228 191L227 192V190L228 189H226V191H225V194L224 193H222L223 195H229V194H231V192L233 191H231V189L234 187V186H236L237 187V185H238V187L240 188H242L243 189V192H239V193H241L242 195H246V196H242V195H240V194H238L237 192H235V191H233L232 193L233 194H231V195H229V196H232L231 197V199L232 200H240L239 198H238V196H242V197H240L242 200H240L239 202H241V203H243V205H241V203H237V205L238 204H240L239 206H235L237 209L235 210V213H236V211H239V213H238V215L239 214H241V215H239L240 217L243 215V217L241 218V220L242 221H240V223L242 222V224H240L239 222L238 223H236V227L234 226L233 227V225H235V224H233L232 225V223L231 224H229L230 222H226L225 220H222V218L220 219L218 216H216V217H213V219H214V221H211L210 222V225H211V227L213 228V230H209V231H207L206 229H202V227L200 226V224L199 223H197L196 221H195V224H194V226H198L200 229H197V226L196 227H194L193 225L191 226L190 224H191V222H192V224L194 223V221H191V222H188V227H186L187 228V230H182V228L183 229H185V226H187V225H182L181 223H184V220H182L181 221V223L180 222H176L175 221V223H174V221L172 222L171 220H173V219H169L168 221H167V225H176V226H179V224L181 225V226H183V227H181V226H179L178 228H181V230L179 229L178 231H176V234H177V236H176V234H175V232L174 233H170V232H168L167 233V231H165L164 232V230H162V231H160V232H162L161 233V235H159V237H158V235H157V242H159L160 241V243H163V242H170V240L169 239H171V240H174V235L176 236V238H178L179 236H180V233H182L183 234V232L184 233H186L187 234V236H192V235H195V234H197L198 232H203V233H205V234H207V239H204V244L202 245V246H204V247H207V246H209L208 248H206V250H204L203 249V247L200 245L199 246V248H201L202 247V249L199 251V253H201V251L203 252L204 251V253H202V256L204 255V256H208L209 257V255H210V253H211V250L210 249H212L211 247H213L214 249H212V253H211V255H210V257H223L222 255H229V256H232L234 259L235 258H237L238 256V253L233 249V247H231L230 248V246H232V245H230L229 244V246H227L228 244H226V246L224 245L225 243H228V242H226L225 241V239L228 237V240L227 241H231L233 244L234 243H238V244H240V245H242L243 247H240V252L241 253H244V258H246L247 260L249 259L250 261H252L253 259V261H255L254 263L255 264H264V234H262L263 232H255L254 233V231H252V230H250L252 227L254 228V227H256V226H258V225H256V223H253V222H255V220H257L258 218H261L262 219V216L264 217V215H261L260 213H264V202H262L261 201V199H259V197L258 196H255L254 194H252V192L254 191V190H252L250 187H247V188H249V189H247L246 188V186H245V181L246 180H244V179H246V177L244 176V178H243V176H242V174L240 175L239 173V170L237 171L236 169H238L237 168V166L234 164V162L232 161L231 162V160H229V159H232L231 158V153L229 152V154H226L225 152H223L222 150H221V145H226L225 144V142H227L228 141V138H230L231 140L232 139H236V140H238V141H240L242 144L241 145H244L245 147V150H246V154L245 153H242V152H240L239 154L240 155H242L240 158H242V159H244V161H246L247 162V165H249L248 166V168H249V170H250V167L252 168L251 170H250V174H254L255 175V177L259 180L260 178V180H264V178L263 177H259L262 173H263V171H264V158L262 157V156H264V136L262 135L261 136V134H264V130H262V128H260L259 126H257V124L255 125V123H253L254 122V120H252V119H254L255 117H256V115L253 117L252 116V114H249V113H259L260 111V113H262L263 112V114H261V115H264V110H262L261 108V110L260 111H257L258 109H259V106H257L256 104V107H255V105L253 106L252 104H254V103H250L251 104V106H250V104L249 103H246L245 105H241V104H239L238 102V104L236 103V102H233V101H235V100H230V98H228L227 100H222V99H226L225 97H226V94L224 95V94H222L223 92H221L220 93V91H216V92H219L218 94L219 95H216V94H210V92L209 91H206L207 89H206V87H204V90H202V93L200 94V93H198V92H194V90H192L188 85H187V81H185V80H187V77L184 75V74H182V76L181 75H176V73L175 74H173L171 71H172V69H171V65L170 64H172L171 62V59H173L174 57L178 60L177 62H178V64L179 65H181L183 68L184 67H186V69H188L190 72H191V70L193 69V68H195V66H199V61H197V59L195 58H193L194 56H191V54L190 53H188V51H187V47H185V46H183L182 47V45L180 46V44H179V42L177 41V38L176 37H173V35H171L172 33H173V31L171 32L170 31V34L169 33H167L168 32V30L164 33L163 31H164V29L163 30H161V29H157L158 30V33H157V31H156V29L155 28H153L152 26H150L149 25V23H148V18H147V16L146 15H144V13L143 12H140V15L141 16H139V13H138V15H133V16H130L129 15V12L127 11V10H125L124 9V11L125 12H123L124 13V18L123 17H121L120 18V21L118 22L117 21V19H116V16H117V14H116V11H114L115 10V8L118 6L119 8H120V6H122V7H127L126 6V3H127V5H128V3H129V1L127 2ZM155 2H157V0H154ZM161 1V3H167V0H165V1H163V0H160ZM207 1V2H206ZM214 0H201V2H202V6L204 7V10H202V8H198V5L196 4V3H193L191 0H180V2L183 4H185L186 5V7H190V10H195L194 8H198V11L196 12L197 14H199L198 15V17L199 18H203L204 19V17H205V15L209 12V10H210V7H211V4H212V2H213ZM232 2H234L235 3V5H237V4H240V3H238V2H236L237 0H231ZM103 2H105V3H103ZM191 2V3H190ZM106 3H108L107 5H106ZM118 4L117 6H116V4ZM205 3H206V6H205ZM20 4V3H19ZM22 4V6L24 7V4L23 3H21ZM115 4V5H114ZM183 4V5H184ZM101 5H103V6H101ZM110 5V6H109ZM114 5V6H113ZM195 5V6H194ZM21 6V5H20ZM108 8V10H107V8ZM192 6V7H191ZM208 6V7H207ZM103 7H105L104 9H102ZM110 7L112 8V9H110ZM114 7V8H113ZM121 7V8H122ZM185 7V8H186ZM194 7V8H193ZM114 9V10H113ZM141 10H142V7H141ZM18 11V12H17ZM113 11L115 12V13H113ZM107 12V13H106ZM109 12H111V13H109ZM238 12H240V11H238ZM44 13V14H43ZM109 13V14H108ZM47 14V15H48ZM104 14H106V15H104ZM107 15H109V16H112V17H110V18H108V16ZM31 16V17H30ZM62 17V18H61ZM114 17V18H113ZM48 18V17H47ZM107 18V19H106ZM111 18L115 21L114 23L116 24L117 22L118 23H120V24H118V25H115L114 23H113V21L111 20ZM111 22H110V21ZM60 25V26H59ZM30 27H32V28H30ZM219 27L217 26H215V24L214 23H211L210 24V26H209V28H208V30H209V33L212 35V36H214L216 39H219L220 41H222L223 43H225V44H227L228 42H229V40L231 39V34H229L228 33V31H226V30H223V29H221V28H219ZM28 29V30H27ZM122 29V30H121ZM155 29V30H154ZM161 30V32H159ZM214 31V32H213ZM220 32L223 36H218L217 34H215V32ZM162 36H160V35ZM166 34H167V36H166ZM169 34V35H168ZM37 35V36H36ZM142 36V37H144V41H146V40H148V42L152 45V46H147V45H144L143 43H141L140 41H138V40H136V39H134L135 38V36ZM175 35V34H174ZM134 36V37H133ZM163 36H165V37H163ZM172 36V37H171ZM34 37V38H33ZM74 37V38H73ZM227 37V38H226ZM168 38V39H167ZM174 38H176V39H174ZM230 38V39H229ZM169 39H173V40H169ZM39 40V41H38ZM176 42V43H175ZM3 44V45H2ZM43 44V45H42ZM178 44H179V46L181 47H179L178 46ZM2 46V47H1ZM140 46H142V47H140ZM144 46H146V47H144ZM13 47V48H12ZM43 48L44 50H46L47 51V55L49 54V57L51 58V60H52V62H50V60H48V59H43V58H45V55H43L44 53H42V51L40 50L39 51V49L40 48ZM11 48V49H10ZM2 49V50H1ZM6 49V50H5ZM4 50V51H3ZM10 52H9V51ZM14 51V52H13ZM26 51V52H25ZM102 51V53L100 54V52ZM147 51H150V52H147ZM11 52H12V54H16V55H12L11 54ZM190 52V51H189ZM24 54V55H23ZM40 54V55H39ZM190 54V55H189ZM18 55V56H17ZM76 55H77V57H76ZM198 55L200 56V57H203V54H199L198 53ZM29 56V57H28ZM43 56V57H42ZM54 56V57H53ZM78 56H80L81 57V60H80V58L78 57ZM172 56V57H171ZM174 56V57H173ZM17 57V58H16ZM26 57V58H25ZM169 57V58H168ZM171 57V58H170ZM31 58V59H30ZM56 60H55V59ZM112 59V61H113V64H105L104 63V60H108V59ZM174 58V59H175ZM209 59H211L210 57H208ZM29 59V60H28ZM44 61H43V60ZM70 59V60H69ZM206 57H205V59H201L202 61H206ZM45 60H48V61H45ZM196 60V61H195ZM208 60V59H207ZM13 61V62H14ZM30 61H34V62H30ZM84 63H83V62ZM171 61V62H170ZM46 62H48V63H46ZM114 62H116V63H114ZM169 62H170V64H169ZM196 62V64L194 65V63ZM206 62H212V59L211 60H208V61H206ZM205 62V63H206ZM45 63H46V65H45ZM50 63H51V65H50ZM69 63H71V64H69ZM81 63V64H80ZM2 64V65H1ZM37 65L38 66V69H37V66H35V65ZM83 64V65H82ZM19 67H18V66ZM50 65V66H49ZM53 65V67H51ZM51 67V69H54V70H51L49 67ZM86 66V67H85ZM94 66V67H93ZM36 67V68H35ZM42 67V68H41ZM81 67V68H80ZM88 67V68H87ZM116 68V69H114V68ZM188 67V68H187ZM18 68H19V72H17L18 71ZM95 68V69H94ZM117 68H119V69H117ZM167 68H170V69H167ZM190 68V69H189ZM11 69V70H10ZM20 69H21V71H20ZM83 69H84V71H83ZM88 69H90L89 71H88ZM111 70L110 72H109V70ZM197 68H195V70H196ZM3 71V74H2V71ZM26 70V72H24V71ZM48 70V71H47ZM95 70V71H94ZM108 70V71H107ZM168 70H170V71H168ZM199 70H201V71H199ZM6 71V72H5ZM52 71H55V73H53ZM94 71V72H93ZM118 71V72H117ZM192 71H194V69L192 70ZM199 71V72H198ZM198 71L196 72V71H194V72H196L195 73V75H196V77H198V80H200V77H201V80L202 81H204V82H202V84L203 83H205V84H207V82L208 81H206V80H210V79H212L213 81H214V78H215V80L217 81V79H216V77H214V74H213V72H210L207 68H203L202 67V69H199V67H198ZM209 71V72H208ZM16 72V73H15ZM24 72V73H23ZM49 72V73H48ZM52 72V73H51ZM87 72V73H86ZM5 73V74H4ZM19 73V74H18ZM29 73V74H28ZM57 73V74H56ZM60 73H61V75H60ZM200 75H199V74ZM211 74L212 73V75H209V77L211 76H213L212 78L210 77L209 79H204L203 78V76L202 75H204V74ZM14 74V75H13ZM17 74V75H16ZM25 75L24 77H26V78H24V77H22L23 75ZM51 74V75H50ZM56 74V75H55ZM63 74V75H62ZM89 74V75H88ZM99 74V75H98ZM172 74V75H171ZM27 75V76H26ZM67 76V77H69V78H72L73 79V81H75V82H79V83H83L82 84V86L84 87H82L81 89H83V90H81V89H79L80 91H76L75 89H74V86H73V84H71V83H69L68 81H67V79L65 78V76ZM125 75H128V76H124ZM7 76V78H3V77H6ZM13 76V77H12ZM16 76H17V78H19V79H17L16 78ZM54 76H55V78H54ZM59 78H57V77ZM63 76V77H62ZM76 76V77H75ZM82 78H81V77ZM169 76H172L171 78L169 77ZM206 75H204V77H205ZM21 77V78H20ZM32 77V78H31ZM36 77H38V78H36ZM48 77V78H47ZM53 77V78H52ZM97 77V78H96ZM174 77V78H173ZM6 80L5 82H4V80ZM35 78V79H34ZM62 78H64V79H62ZM80 78L82 79V81H80ZM185 78V80H183ZM207 78V77H206ZM21 79V80H20ZM52 79V80H51ZM71 79V80H72ZM76 79H78V80H76ZM204 79V80H203ZM15 80H17L16 82H14ZM30 80V81H29ZM31 80H32V82H31ZM43 80V81H42ZM51 80V81H50ZM211 80V81H212ZM4 83H3V82ZM12 81V82H11ZM25 83H24V82ZM67 81V82H66ZM112 81V82H111ZM183 81V82H182ZM211 81H209V83L211 84L212 82ZM215 81V82H216ZM20 82V83H19ZM27 82H29V84L27 83ZM41 82H42V84H41ZM44 82H46V83H44ZM50 82L52 83V84H50ZM53 82H55V83H53ZM111 82V83H110ZM119 82L122 84V86L121 87H118V86H116L117 84L119 85ZM163 82H165V83H169L170 85H172V88L171 89H169L168 91H170V92H172V93H169L168 95L169 96H167V97H163V95H162V90H163V86L165 87V85H164V83ZM173 82V83H172ZM181 82V83H180ZM15 83V84H14ZM33 83V84H32ZM38 83V84H37ZM49 85H48V84ZM56 83H57V85H56ZM69 83V84H68ZM174 83L175 84H177L178 86H179V88H178V86L176 87V85H175V87H174ZM19 84V85H18ZM24 84V85H23ZM27 84V85H26ZM30 84H32V86L34 87H31V85ZM36 84V85H35ZM45 84V85H44ZM71 84V85H70ZM215 84V83H214ZM223 85H224V83H222ZM226 84V83H225ZM30 86V87H27V86ZM41 85V86H40ZM59 85V86H58ZM64 85V86H63ZM138 85H140L141 86V88L138 86ZM183 85H185V86H183ZM186 85H187V87H186ZM17 86H19V87H17ZM46 86V87H45ZM73 86V89L71 88ZM169 86V85H168ZM207 86V85H206ZM38 87V88H37ZM41 87V88H40ZM43 87L45 88V89H43ZM58 87V88H57ZM114 87V88H113ZM167 87V86H166ZM186 87V88H185ZM32 88V89H31ZM35 88H36V90L39 92V94H38V92H36V90H35ZM142 88H145V89H147V91L145 90V89H143L142 90ZM169 88H170V86H169ZM174 88V89H173ZM181 88V89H180ZM225 88L227 89H229V87H226L225 86ZM41 89H43V90H41ZM49 89V90H48ZM53 89V90H52ZM65 89V90H64ZM66 89H72V90H66ZM139 89V90H138ZM173 89V90H172ZM185 89V90H184ZM206 89V90H205ZM29 90V92H27ZM46 90V91H45ZM51 90V91H50ZM73 90H75V91H73ZM135 90V91H134ZM172 90V91H171ZM191 90H192V92H191ZM26 91V92H25ZM55 91V92H54ZM66 91V92H65ZM72 91V93H75V94H77L79 97H80V99L78 100V98H77V100H75L74 99V97L72 96V95H70V92ZM84 91H86V92H84ZM107 91H108V93H107ZM123 91V92H122ZM25 92V93H24ZM30 92H32V94L30 93ZM43 92V93H42ZM47 93V94H45V93ZM52 92H54V94L52 93ZM79 92H82L81 94L79 93ZM207 92V93H206ZM0 93H1V91H0ZM29 95H28V94ZM33 93H35V94H33ZM37 93V94H36ZM43 94V96L42 95H40V94ZM52 93V94H51ZM79 93V94H78ZM85 93V94H84ZM112 93V94H111ZM194 95H192V94ZM195 93V94H194ZM60 94H62L61 96H63V97H61L60 96ZM68 95V96H65L64 97V95ZM171 94H172V97H170L171 96ZM197 94H200V96H198ZM235 94H236V92H235ZM51 95V96H50ZM116 95V96H115ZM120 97H119V96ZM213 95V96H212ZM214 95H216V96H214ZM224 95V97H222V96ZM236 95H238V93L236 94ZM26 96V97H27ZM36 96V97H35ZM37 96H38V98H37ZM42 96V98L40 99V97ZM82 96V97H81ZM134 96V97H133ZM138 96V97H137ZM190 96V97H189ZM192 96V97H191ZM221 96V97H220ZM49 97V98H48ZM55 98L56 99V102H55V99H53L52 100V98ZM61 99H60V98ZM84 97V98H83ZM110 97V98H109ZM123 99H122V98ZM137 97V98H136ZM170 98V100L169 99H167V98ZM214 97V98H213ZM218 98V99H220V98H222V99H220V100H217L216 98ZM36 98V99H35ZM65 98V99H64ZM82 98V99H81ZM116 98H119L118 100H121V101H123V104H122V106L125 108V110H124V108L121 110V108H119V105L118 106H115V105H117V104H115V103H113V101L111 102V99L112 100H115ZM126 98V99H125ZM140 99V101H139V99ZM39 99V100H38ZM62 99H64V100H62ZM134 99V100H133ZM137 99H138V102H137ZM143 99V100H142ZM214 99V100H213ZM52 100V101H51ZM117 100V99H116ZM142 100V101H141ZM224 101V103L226 102V101H231V102H227L226 104H222V101ZM105 101H107V102H105ZM144 101V102H143ZM172 101V102H171ZM213 101L215 102V103H213ZM219 101H221V102H219ZM109 102V103H108ZM139 102H141V103H139ZM70 103V104H69ZM144 103V104H143ZM212 103H213V105H212ZM231 103H233V104H231ZM234 103L235 104H237V105H235V106H238V107H241L242 108V106H245V108H246V110L248 111L247 113V117L250 115L251 116V118H246L245 120H246V122L249 124L250 122L249 121H253V122H251L252 124H254L255 126H257L256 127V129L259 127L262 131H261V133H260V137L258 136V131L260 130L259 128V130L257 129V132L255 131H253L252 132V130L250 131V128H249V126L251 125H248L247 124V126H248V128L247 127H245L246 125V122H245V120H244V118H243V113L242 112H240V115H238V113L236 112V111H234V113L236 112V114L235 115H238L239 117L241 116L243 119H241V117L239 118V117H237V116H234L235 117V120H234V117H232L233 119H230V117L232 116V115H234V113L233 112H231V110H229V112H228V110H227V108H230V105H233L234 106ZM33 104H37L36 106H34ZM75 104V105H74ZM110 104H111V106L113 105L114 107H110ZM115 104V105H114ZM218 104H219V106H218ZM228 104H230L229 106H228ZM249 104V106H247ZM141 105H142V107H141ZM227 105V106H226ZM54 106V105H53ZM75 106H77V107H75ZM78 106H79V108H78ZM81 106V107H80ZM109 106V107H108ZM146 107V109H143V107ZM226 106V107H225ZM70 107H72V110L71 109H69ZM144 107V108H145ZM257 107H258V109H257ZM30 108V109H29ZM32 108V109H31ZM37 108H40V109H43V108H41V107H36L34 110H36ZM74 108H77V112H76V109L75 110H73ZM115 108V109H114ZM244 108V107H243ZM27 109H29V110H27ZM39 109V110H40ZM78 109H79V111H78ZM110 109V110H109ZM112 109V110H111ZM127 109V110H126ZM25 110V111H24ZM38 110V109H37ZM36 110V111H37ZM121 110V111H120ZM146 110H147V112H150L149 114H147V112H146ZM150 110V111H149ZM21 111V112H22ZM71 111V112H70ZM104 111V112H103ZM110 112V113H113L114 115H112L115 119H113V117L111 116V118L109 117L110 115H108V116H106L107 114H108V112ZM251 111V112H250ZM30 112V113H29ZM73 112V113H72ZM107 112V113H106ZM27 113V114H26ZM29 113V114H28ZM33 113V114H32ZM35 113L37 114V115H35ZM66 113H68V114H66ZM100 113L102 114V117H99V116H101L100 115ZM126 113V114H125ZM131 113V112H130ZM207 113V114H206ZM230 113V114H229ZM56 114V113H55ZM72 114V115H71ZM73 114H75L74 116H73ZM82 114V115H81ZM105 116H104V115ZM123 114V115H122ZM170 114V115H169ZM232 114V115H231ZM40 116V117H36V116ZM122 115V116H121ZM231 115V116H230ZM254 115V114H253ZM258 116H260L261 117V115H259V114H257ZM4 116V115H3ZM2 116V117H3ZM120 118H119V117ZM196 116V117H195ZM257 116V117H258ZM4 117H6V116H4ZM67 117H69V118H67ZM98 117V118H97ZM125 117V118H124ZM154 117V118H155ZM175 117V118H174ZM210 117V118H209ZM245 117V116H244ZM255 118V121H257V119H259V117L258 118ZM40 118V119H39ZM45 118V119H44ZM82 118H84L83 119V121L81 120ZM95 119V120H92V119ZM115 120V125H113V121L111 122V120ZM122 118V119H121ZM238 118V119H237ZM46 119L48 120V121H46ZM92 121H94V122H92ZM176 121H175V120ZM202 119V120H201ZM210 119L212 120H214V122H216V123H214V122H212V121H210ZM251 119V120H250ZM262 120H263V116H262V118H261ZM15 120H18L17 121V123H21L20 124V128H19V126L17 125V128H19V129H16V127H15V130H14V128H13V126L11 125V127H7L8 129H10V130H8V131H11L10 132V134L11 133H14V134H12V135H14V136H10V135H8L7 136V138H8V140H9V136L11 137V139H10V142H11V144L12 145H10L8 148H9V154L11 155V156H16L15 158H17V159H20V158H22L21 157V155L19 154V153H21L22 154V156H24L25 154H30L31 156H33L32 154H33V152H34V154H36V153H38V154H41V155H38V157L40 158H37V154H36V161H35V158H32L31 159V161L33 160V163L31 164V165H33L34 167L36 166L35 165V163L34 162H36V163H40L41 161H43L44 159V157H45V155L43 154V153H46L47 152V150H48V147H49V145H46V144H50V148H49V150H48V152H47V154H46V156H48V155H50L49 154V151H50V153H54L53 151L55 150V152H58V151H63L64 149H66V150H64L63 152H67L69 155H72V156H70V157H72V159H73V157H74V159L72 160L71 159V161H73V162H75V161H81L82 162V159L83 158H85V159H83V161L84 162H82V163H87L88 165H90L91 167L92 166H94V168H95V170L97 171V170H99V169H101L100 171H104L105 170V168L103 169V167H101V166H103V164L107 161V163H110V165H111V167H110V169H112L111 171H110V169H106L105 171H106V174L102 171L100 174L102 175V177L104 176V181H105V186L106 187H108V189L107 188H105V187H103L104 188V191H106V193L104 194V195H107V197H105L104 196V198H103V200H104V202L105 201H107V202H109V203H116V201L114 200L113 201V197H115V195L112 193V188L110 187L111 186V184H112V182H114V181H116V169H115V166L113 165L114 163H113V161L111 162V161H109V160H112V158H107V157H105L104 158V156L106 155V153H104V152H102L101 153V151H104L103 149L101 150V148L102 147H100L101 145H99V148H98V145H96V149H100V150H94V148H92V147H94L92 144H91V146H89V147H87V148H83V144H81V138H77L75 141H74V144L73 143H71L70 144V147L68 146V148H67V145L65 146L64 145V140H63V138H61L62 136H63V134H64V130H63V134H62V136L60 137H57L58 135H61L59 132H60V130L58 131V130H56V128L55 127H52V126H54L53 124L50 126V127H52V128H50V131H49V135L48 134H44V139L45 138H47V139H45V141H43V142H46L45 144H44V146H45V148H44V150H43V152H42V149H37V148H40V147H36L38 144H36V143H39V141H37V140H40V138H38L39 136L38 135H34V132H35V134H37L36 132H38L37 131V128H36V130H34L32 127L30 128V126H29V128L30 129H33V130H31V133H28V134H30L29 135V137L27 136V132H30V129L27 127V126H23V124L25 125V122L22 120V121H20V117L18 118V119H15ZM44 120V121H43ZM66 120V121H67ZM79 120V119H78ZM85 120V121H84ZM88 120H90V121H88ZM198 120V121H197ZM237 120H239L241 123L243 122V120H244V124L242 123H240V122H238ZM242 120V121H241ZM260 121V122H263V121ZM43 121V122H42ZM98 121V120H97ZM178 121L180 122V124L182 123V124H184L183 125V127L182 126H179V124H178ZM182 121V122H181ZM230 121V122H229ZM259 121H257L256 123H258ZM24 122V123H23ZM23 123V124H22ZM71 123V124H70ZM89 123L87 124V125H89ZM104 123V122H103ZM103 123H102V125H103ZM112 123V124H111ZM192 123L194 124V125H192ZM197 123V124H196ZM217 124V126H219L218 127V130H217V128L214 126V124ZM239 123V124H238ZM81 124V126H86L87 127V125L85 124ZM120 125L119 127H115V126H118V125ZM191 124V125H190ZM21 125H22V128L24 129V130H26V132H23L22 130H20L21 129ZM110 125H112V127L110 126ZM130 125V124H129ZM135 125V124H134ZM201 125V126H200ZM8 126H10V125H8ZM208 126V127H207ZM252 126V128L253 127H255V126H253V125H251ZM27 127V129H25ZM39 127H41V126H38V128ZM107 128V127H109V128H107L106 130H104V128ZM111 127V128H110ZM122 127V128H121ZM133 127V126H132ZM135 127H136V125H135ZM142 127V128H141ZM114 128V129H113ZM116 128V129H115ZM118 128H119V130H118ZM142 130H141V129ZM147 128V129H146ZM199 128H201V129H199ZM205 128H207V130L205 129ZM219 128L222 130V132H220L219 131ZM251 128V129H252ZM11 129H13V130H11ZM29 129V131H27ZM57 129H59V128H57ZM102 129V130H101ZM110 129V130H109ZM145 129V130H144ZM150 129V130H149ZM159 129V130H158ZM254 129V128H253ZM18 130V131H17ZM21 132H20V131ZM54 130V131H53ZM56 130V131H55ZM115 130H117V131H115ZM121 130V131H120ZM13 131V132H12ZM32 131H34V132H32ZM106 131V132H108V134H107V136H106V133H104V132ZM119 131H120V133L122 134L123 132V134L125 135V132H127V136L125 135V137H124V135H121V134H118L119 133ZM248 131V132H247ZM16 132V133H15ZM21 134H20V133ZM51 132H53V134H54V136H55V138L53 137V134L51 133ZM109 132H112V134L111 133H109ZM243 132L246 134V135H244L243 134ZM24 133V134H23ZM79 133H80V131H79ZM102 133H104L103 135H102ZM137 133H139L138 135H137ZM152 133V134H151ZM222 133H224V134H226V135H223ZM258 133V134H257ZM148 134V135H147ZM152 136H151V135ZM200 134V136L202 137V135ZM221 134H222V136H224L223 138H222V136H221ZM240 134V135H239ZM248 134V135H247ZM254 134H256V135H254ZM32 135H34L35 136V138H33L34 136H32ZM47 135V137H45ZM52 135V136H51ZM123 136L122 137V140H120V138H119V136ZM144 135H146V136H144ZM20 136V137H19ZM24 136V137H23ZM31 136H32V138L35 140V144H33V147H29L30 146V144L29 145H23L22 143H21V141H23V140H25V139H27L28 140V138H29V140L31 139ZM50 136V137H49ZM136 136H137V138H136ZM141 136V137H140ZM147 136L148 137H150V138H147ZM226 136V137H225ZM228 136V137H227ZM248 136V137H247ZM0 137H1V135H0ZM25 137H27V138H25ZM38 139H37V138ZM51 137H52V139H51ZM109 137V138H110ZM138 137H139V139H138ZM151 137H153V139L151 140ZM205 137H207L208 139L206 140V138ZM7 138H5L4 140L6 141L7 140ZM15 138V139H14ZM50 138V139H49ZM54 138V139H53ZM61 138V143L60 142H58L59 141V139ZM142 139V141H141V139ZM145 138H146V140H145ZM203 138V137H202ZM224 138H225V140H224ZM226 138H227V141H226ZM3 139V138H2ZM1 139V140H2ZM13 139V140H12ZM33 139H31V141H32V143H34L33 142ZM133 139H134V142H133ZM229 139V140H230ZM255 139V140H254ZM262 139V140H261ZM3 140V141H4ZM28 140V141H29ZM56 141V142H58V143H55L54 141ZM148 140V141H147ZM248 140L250 141V143L248 142ZM19 142V144L17 145L18 146V149H16V147L14 146V143L15 142ZM30 141V142H31ZM49 141V142H48ZM50 141L52 142V144H53V147H51L52 146V144L50 143ZM140 141H141V143H140ZM246 141V142H245ZM251 141H253L252 143H251ZM7 142V141H6ZM29 142V143H30ZM40 142H42V141H40ZM63 142V143H62ZM121 142V143H120ZM139 142V143H138ZM144 144H143V143ZM209 142V143H208ZM31 143V144H32ZM105 143L107 144V145H110V142H107V141H105ZM124 143V144H123ZM134 143V144H133ZM148 143V144H147ZM256 143V144H255ZM1 145H4L5 143H0ZM10 144V143H9ZM9 144H7V145H4V146H8ZM21 144V146H19ZM54 144H57V145H54ZM59 144V145H58ZM62 144H63V146H65V147H63L62 148ZM81 144V145H80ZM122 144V145H121ZM138 144V146H136ZM0 145V146H1ZM61 145V146H60ZM69 145V144H68ZM135 145V146H134ZM142 145H145L146 146V149H144L145 148V146H142ZM155 145V146H154ZM258 145H259V147H258ZM13 147V150H11L12 149V147ZM32 146V145H31ZM38 146H40V145H38ZM42 146L43 145H41V148H42ZM43 146V147H44ZM48 146V147H47ZM59 146L61 147V149L59 148ZM85 146V145H84ZM140 146V148H137V147H139ZM157 146V147H156ZM262 146V147H261ZM34 147H36V150H35V148ZM47 147V148H46ZM57 147V148H56ZM91 147V148H90ZM117 146H115V147H113L114 149L116 148ZM136 147V148H135ZM144 147V148H143ZM148 147H150V148H148ZM152 147V148H151ZM252 147H254V148H252ZM4 148H6L7 149V147H4ZM11 148V149H10ZM31 148V149H30ZM33 148V149H32ZM53 148H55L54 150H53ZM59 148V150H57ZM147 148L149 149V151H146L147 150ZM179 149H177V151H175V153L177 154V152H179V150H180V147H178ZM251 148V149H250ZM5 149V151H7ZM14 149H15V151H17V154H16V152L14 151ZM51 149V150H50ZM63 149V150H62ZM123 149V148H122ZM138 149V150H137ZM154 149V150H153ZM214 149H215V151H214ZM219 149V150H218ZM0 150H1V152H0V154L2 155L3 154V152H2V150H4L3 149V147H0ZM37 151V150H41V152L39 153L38 151L37 152H35V151ZM53 150V151H52ZM57 150V151H56ZM69 150H72V152L71 151H69ZM235 150H237V149H235ZM4 151V152H5ZM11 151H14L13 153L11 152ZM19 151H21V152H19ZM33 151V152H32ZM45 151V152H44ZM217 151V152H216ZM249 151H251V153H249V155H247L248 153L247 152H249ZM112 151H110L109 152V154L111 153ZM142 152L144 153V154H142ZM218 152H220V153H218ZM7 153V152H6ZM12 153V154H11ZM96 153V154H95ZM100 153V154H99ZM175 153L173 154L174 156H175ZM216 153H218V155L216 154ZM223 153V154H222ZM14 154V155H13ZM43 154V155H42ZM101 154H103L102 156H101ZM105 154V155H104ZM153 154L155 155V156H153ZM222 155L221 156V158H218V156L220 157V155ZM254 154V155H253ZM261 154V155H260ZM263 154V155H262ZM0 155V156H1ZM74 155V156H73ZM79 155V156H78ZM145 155V156H144ZM178 155V154H177ZM224 155V156H223ZM226 155V156H225ZM244 155V156H243ZM248 157H247V156ZM26 156V155H25ZM25 156L23 157V158H25ZM44 156V157H43ZM100 156V157H99ZM109 156V155H108ZM152 156H153V159H152ZM164 156V158H162ZM209 156V157H210ZM216 156H217V158H216ZM246 156V157H245ZM252 156H255V158L254 157H252ZM19 157V158H18ZM34 157V156H33ZM78 157H80V159L78 158ZM90 157V158H89ZM101 157H102V159H101ZM251 159H250V158ZM1 158V157H0ZM22 158V159H23ZM82 158V159H81ZM88 158V159H87ZM93 158V159H92ZM94 158H95V160H94ZM149 158V159H148ZM254 158V159H253ZM258 158V159H257ZM261 158H263V159H261ZM39 159V160H38ZM91 159L92 160H94L95 161V163H93L94 161H91ZM105 159V160H104ZM107 159H109V160H107ZM148 159V160H147ZM217 159V160H216ZM223 159V160H222ZM255 159H257V160H255ZM41 160V161H40ZM99 160H100V162H99ZM103 160V161H102ZM152 160V161H151ZM232 160H234V159H232ZM254 160V161H253ZM262 160V161H261ZM88 161H90V162H88ZM98 161V162H97ZM105 161V162H104ZM150 161H151V163H150ZM223 161V162H222ZM251 161H252V163L253 164H255V165H253L252 163H251ZM262 163H261V162ZM101 163V164H97V163ZM168 162V161H167ZM245 162V163H246ZM257 163H258V166H257ZM93 164H95L96 166H97V169H96V167H95V165H93ZM154 164H155V162H154ZM223 164V165H222ZM235 165L234 167H233V165ZM38 165V164H37ZM160 165L162 166V165H166V167L167 166H169V164L167 165V164H164V163H160ZM159 164H157V165H154L151 169H153L152 171H151V173L152 174H154L155 175V177H156V183L155 184H157L158 185V187H159V189L160 190H162L163 189V184L161 183V182H159V174H158V171H159V169H160V172L162 171V172H164L165 170H164V168H160L159 166H160ZM220 165V166H219ZM262 165V166H261ZM33 166H31V168H33ZM156 166V167H155ZM157 166H158V168H157ZM224 166V167H223ZM228 166H230V167H228ZM98 167H100V168H98ZM155 167V168H154ZM163 167V166H162ZM220 167H223L224 169H221ZM226 167H227V169H226ZM1 166H0V172L2 171L1 170ZM93 168V169H94ZM114 168V169H113ZM220 168V169H219ZM232 168V169H231ZM234 168V169H233ZM157 169H158V171H157ZM226 169V170H225ZM4 170V169H3ZM66 171H68L67 169H65ZM109 170V171H108ZM164 170V171H163ZM228 170V171H227ZM231 170V171H230ZM234 170V171H233ZM263 170V171H262ZM233 171V172H232ZM109 172V173H108ZM161 172V173H162ZM194 172H195V176L198 174H196V170H193V173L191 172V174H193L192 176H194ZM104 173V174H103ZM111 173H113L112 175H111ZM109 175V176H108ZM114 175V176H113ZM230 175V176H229ZM107 176H108V179H107ZM197 176H200V174H198ZM196 176V177H197ZM47 177V178H46ZM45 177V179L44 178H42L41 180H39V181H37V182H35V183H37V184H31L30 183V181H29V183L27 182V184H26V182H19V183H17L16 184V186L14 187V188H16V189H18L21 193L19 194V198H20V200H21V203H22V207L20 206V208H24V209H26V210H29L30 208H32L33 206H35L36 205V202L39 200L40 202H41V200L43 199H46V201L48 202V200L47 199H50L49 197H51V198H55L57 201L59 200V201H65L66 203H67V213L70 211V212H72V210H75V209H77V210H79V211H81V213L83 214L84 212H82L83 210H80V207L81 206H83V204L85 203L84 201H85V199H83V197L81 196V195H79V194H69L66 190H63V191H65L66 193H64L63 191H61L60 189L61 188H59L58 189V191L60 192V194L62 195V196H59L58 195V193H55V190H54V188L55 187H58V186H56V182H57V180H53L52 182L50 181V182H47V181H49V177L48 176H46ZM112 177V178H111ZM231 177V178H230ZM1 179H0V185L2 184V185H5V183H9V182H5L6 181V179L5 180H3V178L2 177H0ZM106 178V179H105ZM233 178V179H232ZM58 179V178H57ZM110 179V180H109ZM231 179V180H230ZM242 179V180H241ZM45 180H47V181H45ZM230 180V181H229ZM2 181H4V183L2 182ZM7 181H8V179H7ZM78 181L79 180H77V179H74V185H75V187H77L78 188V185H79V183H78ZM54 182V183H53ZM80 182V181H79ZM111 182V183H110ZM227 182V183H226ZM234 182H236V183H234ZM240 182V183H239ZM22 183H25V185L24 184H22ZM49 183H52L51 185L49 184ZM110 183V184H109ZM244 185H243V184ZM40 184H41V186H40ZM48 184V185H47ZM235 184V185H234ZM27 185V186H26ZM38 185V186H37ZM43 185V186H42ZM108 185V186H107ZM242 185V186H241ZM29 186H31V187H29ZM44 186H45V188H44ZM160 186H162V187H160ZM233 186V187H232ZM25 187H27V188H29V189H25ZM42 187V188H41ZM53 187V188H52ZM245 189H244V188ZM39 188V189H38ZM47 188H49V189H47ZM240 188V189H241ZM263 189H261L262 190V192H264L263 190H264V184H263V187H262ZM15 189V190H16ZM33 189V190H32ZM40 189H42V190H40ZM44 189H45V192H44ZM55 189H57V188H55ZM234 189V188H233ZM251 189V190H250ZM24 190V191H23ZM26 190V191H25ZM49 190H51L52 191V193H51V191H49ZM248 190H250V191H248ZM17 191V190H16ZM109 191V192H108ZM167 191V190H166ZM246 191V192H245ZM247 191H248V193L249 194H251V196H249V194L247 193ZM22 192H25V193H22ZM168 192V191H167ZM187 192V191H186ZM236 194H235V193ZM245 193V194H244ZM248 195H247V194ZM26 194V195H25ZM57 194V195H56ZM64 194L66 195V197L64 196ZM171 194L172 193H169L168 192V195L169 196H171ZM187 194H189V192H187ZM219 194V193H218ZM40 195V196H39ZM50 195V196H49ZM112 195V196H111ZM236 196V199H234L235 198V196ZM252 195H253V197H252ZM264 195V194H263ZM36 196V197H35ZM41 197V198H39V197ZM69 196V197H68ZM172 196H173V194H172ZM171 196V197H172ZM189 196H190V194H189ZM251 198V200L249 201V197ZM31 197H33V198H31ZM45 197V198H44ZM77 199V200H80L81 199V197H82V202H84V203H81V200L79 201V202H77V200L75 199V198ZM78 197H80V198H78ZM228 197V196H227ZM234 197V198H233ZM257 198V200H255L256 198ZM29 198H30V200H31V202L32 203H34L35 201V204L33 205V204H28V201H27V203H26V199L27 200H29ZM34 198L36 199L35 201H34ZM39 198V199H38ZM60 198V199H59ZM62 198V199H61ZM66 198H68V199H66ZM73 200H72V199ZM110 198V199H109ZM25 199V200H24ZM33 199V200H32ZM38 199V200H37ZM74 201L73 203H72V201ZM109 201H108V200ZM174 201L173 202H176V204L175 205H180V206H182L183 207V209H184V207H185V205L184 204H180L178 201H176V199H174V197L172 198ZM258 199H259V201H258ZM30 200H29V202H30ZM42 200V201H43ZM112 200V201H111ZM248 200V201H247ZM25 201V202H24ZM34 201V202H33ZM45 201V200H44ZM58 201V202H59ZM68 201V202H67ZM253 201V202H252ZM255 201V202H254ZM262 202V204H261V202ZM76 202L77 203H80V204H77L76 205ZM173 202H170V201H167V204H166V206H169V207H171L172 205H174V204H172ZM25 203V205H24V207H23V204ZM37 203H39V202H37ZM122 204H125L124 202H121ZM127 204H130V205H136V203H137V206H136V208H139L142 204L141 203H139L138 201L137 202H135V204H133L134 202H126ZM71 204H72V207H71ZM127 204H125L124 206H129V207H127V208H124V206L122 207V206H120L121 204L119 203L118 205L120 206V207H122V208H124V210L123 209H120L119 208V206H118V208H117V211L119 212L120 210L122 211V212H124V214H125V212L127 211V210H137V209H135L134 207H132L133 209H131L130 207V205H127ZM138 204H140V206H138ZM160 204V205H159ZM163 204V203H162ZM245 204V205H244ZM247 204H248V206H247ZM257 204H259V205H257ZM75 207H74V206ZM79 205V206H78ZM155 205H158V206H155ZM260 205H261V207H260ZM263 205V206H262ZM152 206H155V207H158V208H162V207H164L165 206V204H164V206L163 205H161V202H158V203H153L152 204ZM242 206V207H241ZM252 208H256V207H258V208H256V209H258V210H254L255 212H250L249 214H248V210H249V208L250 207ZM256 206V207H255ZM68 207H70V209L68 208ZM249 207V208H248ZM82 208V207H81ZM246 208V209H245ZM262 208V209H261ZM120 209V210H119ZM185 209L187 210V211H190V209L188 208L187 209V207H185ZM263 212H262V211ZM79 211H74V212H79ZM242 211H246V212H243V214H242ZM261 211V212H260ZM256 212H258V213H256ZM260 212V213H259ZM236 213V214H237ZM255 215H254V214ZM244 214H245V217H244ZM249 215V217H247L246 215ZM257 214H260V215H257ZM77 216H79V217H83L84 219L85 218H87V216L85 215V214H83V216L81 215V214H76ZM36 217H34L33 219H40V216L39 215H35ZM86 216V217H85ZM120 218H123V214L120 216V215H118ZM250 216L251 217H253V219H250ZM257 216V217H256ZM260 216V217H259ZM256 217V218H255ZM124 218H126V217H124ZM246 218H249L248 219V221H246L245 219ZM247 222V223H243V221L244 220ZM255 219V220H254ZM222 220V221H221ZM86 222H85V224H84V220L83 221H81L80 222V227L81 228H83V229H85V231H87L88 229H89V231H87L89 234L90 233H92L93 234V232H95L93 235L91 234V236H95V237H97L98 238V235H97V231H99L100 232V230H101V232L102 233H99V238H100V240H101V242L102 241H104V243H106V244H104L103 242L101 243V244H97L96 245V248H95V250L97 251V249H99L98 250V252H101L102 251V253L103 252H105L104 254H103V256L101 255V257H103V258H101L100 257V260H101V262L99 261V260H96L95 259V264H104L107 260H108V262H106L105 264H118V263H120L121 262V260L122 259H124L123 257H122V255H120V257H119V255H118V258L116 259V257H117V255L116 256H114L113 255V249L112 250H110V249H108V248H111L110 247V245H111V242L113 241V240H117V238L118 237H116L117 235H118V229L116 230H114L113 228H114V226H115V222H113L112 224L113 225H110L111 223L110 222H107V223H105L104 225L103 224H99V223H97V222H94V221H92V220H88V219H86L85 220ZM89 221V222H88ZM90 221H92V222H90ZM170 221V222H169ZM238 221V220H237ZM253 223V225L250 223ZM29 222V221H28ZM30 222L32 223V221L30 220ZM29 222V223H30ZM94 222V223H93ZM186 222V221H185ZM249 222V223H248ZM3 224L4 222H0V224ZM83 223V224H82ZM87 223H91V224H87ZM128 222L126 221L125 222V224H127ZM156 222H153V224H155ZM178 223V224H177ZM1 224V226H3V227H5V225L6 224H3L2 225ZM87 224V225H86ZM94 224V226H95V230L96 231H93L94 230V226L92 227V225ZM96 224V225H95ZM238 224V225H237ZM249 224V225H248ZM86 225V226H85ZM98 225H101V226H98ZM107 225H110V226H107ZM189 225H190V227L191 228H189ZM246 225V226H245ZM89 226V227H88ZM106 226H107V228H106ZM152 226V225H151ZM151 226H149V227H151ZM238 226H239V228H238ZM243 227V228H241V227ZM103 229H102V228ZM147 228H149L148 226H146ZM92 228V229H91ZM97 228V229H96ZM99 228H101V229H99ZM110 228V229H109ZM152 228H155V227H152ZM188 228H189V231H188ZM193 228V229H192ZM196 228V229H195ZM87 229V230H86ZM105 229V230H104ZM111 231V229H112V231H111V233H113L114 235H116L115 237H114V235L113 236H111V234H110V231ZM202 229V230H201ZM214 229H215V232H214ZM238 229H240V230H238ZM191 230V231H190ZM196 232H195V231ZM242 230H243V232H242ZM246 230V232H244ZM104 231V232H103ZM109 231V232H108ZM117 233H115V232ZM180 231V232H179ZM182 231V232H181ZM193 231V232H192ZM205 231V232H204ZM179 232V233H178ZM187 232H189V233H187ZM248 232V233H247ZM104 233H108L107 235L106 234H104ZM164 233V234H163ZM172 235V238H171V235ZM195 233V234H194ZM208 233H212V235H213V237H210V236H212V235H210V234H208ZM218 235H216V234ZM254 233V234H253ZM262 235H261V234ZM102 234H104V236H102ZM158 234H160V233H158ZM174 234V235H173ZM181 234V235H182ZM186 234H183V235H186ZM215 234V235H214ZM242 234V235H241ZM106 235V236H105ZM164 235V236H163ZM209 235V236H208ZM255 235V236H254ZM258 235H260L259 237H258ZM58 236V237H57ZM108 236V237H107ZM111 236V237H110ZM119 236V235H118ZM166 236H168L167 238H166ZM225 236V237H224ZM251 236V237H250ZM262 236H263V238H262ZM55 237H57L58 239H60L61 238V240H63L62 239V237H61V235L59 236V234H57ZM102 237H104V238H102ZM113 237V238H112ZM162 237V238H161ZM165 237V238H164ZM174 237V238H173ZM250 237V238H249ZM258 237V238H257ZM106 238V239H105ZM109 239V241H110V243L108 242V239ZM160 238V239H159ZM175 238V239H176ZM212 238V240H210ZM223 238H225V239H223ZM261 238H262V240H261ZM125 239V242L123 243L122 242V240L120 239V240H118L117 241V243H116V245H117V247H119L120 246V243L121 244H126L127 242H126V238H124ZM163 242H162V241ZM169 240V241H168ZM209 240V241H208ZM213 240H215L214 242H213ZM218 240H220L219 242H218ZM260 240V241H259ZM75 241V240H74ZM124 241V240H123ZM211 241V242H210ZM223 241H225L224 243H223ZM261 241H262V243H261ZM85 242H87V241H85ZM83 243L84 244V247L85 246H89L90 244V242H88L87 243V245H85L86 243ZM207 242V243H206ZM216 242V243H215ZM222 244H221V243ZM72 243H75V244H72ZM79 245H78V244ZM109 243V244H108ZM212 243V244H211ZM250 243V244H249ZM70 244V246H71V248L73 249L72 251L73 252H71V256H69V257H72L73 256V254H74V256L77 258V257H80V258H77V259H79L78 260V262L80 261V263L79 264H90L91 262L89 261V260H93L94 258H93V253H91V255H92V257L91 256H89L88 257V254L90 255V252H88L89 250L87 249V250H85L84 251V253H86V254H84V253H80V252H83V251H81V249L82 248H80L81 247V241H75V242H70L69 243ZM78 246H80V247H78ZM102 244H104L103 246H101ZM118 244H119V246H118ZM155 244H159V243H155ZM206 244H207V246H206ZM216 244V245H215ZM263 244V245H262ZM74 245H75V247H78V248H75L74 247ZM106 245V246H105ZM214 245V246H213ZM217 245H218V247H217ZM83 246V245H82ZM108 246V247H107ZM220 246H222V247H220ZM74 247V248H73ZM107 247V248H106ZM216 247V248H215ZM103 248V250H101V249ZM104 248H106L105 250H107L109 253H110V257H109V254H108V252L107 251H105L104 250ZM245 248V249H244ZM77 249V250H76ZM137 249V248H136ZM187 249H189V248H187ZM215 249H216V252H217V254L219 255V253H221V255H217V254H213V253H215ZM220 249H222V250H220ZM74 250H76V251H74ZM131 250V249H130ZM209 250H210V253H208L209 252ZM218 250V251H217ZM227 250H228V253H226L227 252ZM229 250H230V252H229ZM246 250V251H245ZM136 251H138V249L137 250H134L133 251V249H132V251H130V253L131 252H133V253H131V254H135L136 253ZM156 250H153V251H151V253H150V251H144L143 253L146 255L147 254V256H145L144 254H141L140 253V256H142V258H140V257H138V258H140L139 259V261L138 262H135L134 263V261H136V260H134L133 262H128V261H125V260H123V261H125V262H127V264L128 263H130V264H139V262L141 261V260H143L142 262H144V260H146V259H148L149 257H159V255H158V253L160 254V257H161V253H160V251H156V254L154 253H152V252H155ZM206 251V252H205ZM208 251V252H207ZM244 251V252H243ZM75 252H77L78 254H75ZM88 252V253H87ZM171 252H174L173 250H171ZM188 252V251H187ZM187 252H185L184 251V253H187ZM250 252V253H249ZM101 253V254H102ZM106 253L108 254V256H104V255H106ZM129 253V254H130ZM149 253V254H148ZM207 253V254H206ZM224 253V254H223ZM233 253H235V254H233ZM261 253V254H260ZM79 254H83L82 255V257H85L84 258V260L83 259H81V256L79 255ZM153 254V255H152ZM188 254V253H187ZM209 254V255H208ZM215 255V256H213V255ZM231 254V255H230ZM246 254V255H245ZM85 255V256H84ZM201 255V254H200ZM144 256V257H143ZM149 256V257H148ZM176 255H169V259H172V257H175ZM247 256V257H246ZM104 257H106L105 258V260H104ZM109 257V258H108ZM148 257V258H147ZM177 257V256H176ZM175 257V258H176ZM249 257V258H248ZM67 258H68V256H67ZM89 258H91V259H89ZM102 259L105 261H102ZM111 259V260H110ZM121 259V260H120ZM174 259V258H173ZM87 260V261H86ZM91 260V261H92ZM118 260V261H117ZM246 260V261H247ZM260 260V261H259ZM83 261V262H82ZM89 261V262H88ZM122 261V262H123ZM8 262V261H7ZM122 262L120 263V264H122ZM125 262H123L124 264H126ZM248 262V261H247ZM259 262V263H258ZM141 263V262H140ZM91 264H94L93 263V261H92V263Z\"/></svg>", "mask_w": 264, "mask_h": 264}]
</instances>
